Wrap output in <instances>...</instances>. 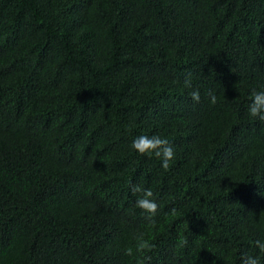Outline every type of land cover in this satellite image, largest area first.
Segmentation results:
<instances>
[{"label":"trees","instance_id":"16d2710c","mask_svg":"<svg viewBox=\"0 0 264 264\" xmlns=\"http://www.w3.org/2000/svg\"><path fill=\"white\" fill-rule=\"evenodd\" d=\"M253 90L264 0H0V264H264Z\"/></svg>","mask_w":264,"mask_h":264},{"label":"clouds","instance_id":"9594fccd","mask_svg":"<svg viewBox=\"0 0 264 264\" xmlns=\"http://www.w3.org/2000/svg\"><path fill=\"white\" fill-rule=\"evenodd\" d=\"M185 87H191L190 79L185 80ZM209 97V102L211 104L216 103V96L211 92L206 94ZM191 99L194 102L200 101V92L199 90L192 91L190 93ZM251 103L248 105V114L257 118L259 121L264 122V91H256L253 90L250 95ZM131 147L136 150L141 155H155V157L159 158L162 161L161 166L164 169H168L169 161H171L174 157V149L170 145L169 141L166 138H161L158 135L154 136H145L141 135L133 140ZM133 194L142 193V195L136 200V207L143 210L148 215L146 219L148 220L150 225H155L154 217L158 211V204L153 199V192L151 189H141L138 186L132 187ZM173 214L175 213V209H172ZM135 251L140 254H145L151 252L155 245L151 243V241L145 238L144 233H140L135 237ZM256 247L259 249L261 253H264V241L256 240ZM133 248L128 247L124 249V255L132 256ZM146 259L150 260V256H146ZM141 264L143 262L141 261ZM241 264H260V258L258 256H250L243 255L241 258Z\"/></svg>","mask_w":264,"mask_h":264}]
</instances>
